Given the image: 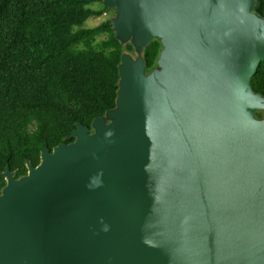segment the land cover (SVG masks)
Wrapping results in <instances>:
<instances>
[{
    "label": "water",
    "instance_id": "water-1",
    "mask_svg": "<svg viewBox=\"0 0 264 264\" xmlns=\"http://www.w3.org/2000/svg\"><path fill=\"white\" fill-rule=\"evenodd\" d=\"M105 1L123 6L122 40L166 36L165 71L147 82L143 66L125 63L120 111L105 115L113 124L99 119L96 136L80 127L73 145L43 151L21 191L6 176L0 264H264L254 2ZM121 147V163L109 161Z\"/></svg>",
    "mask_w": 264,
    "mask_h": 264
},
{
    "label": "trees",
    "instance_id": "trees-1",
    "mask_svg": "<svg viewBox=\"0 0 264 264\" xmlns=\"http://www.w3.org/2000/svg\"><path fill=\"white\" fill-rule=\"evenodd\" d=\"M252 1L248 13L264 19V0ZM103 2L0 0V196L7 175L26 178L43 151L73 145L80 127L90 134L116 108L124 46L109 21L84 27L106 13ZM159 50L158 42L145 49L148 69ZM250 90L264 99V62Z\"/></svg>",
    "mask_w": 264,
    "mask_h": 264
},
{
    "label": "rangeland",
    "instance_id": "rangeland-1",
    "mask_svg": "<svg viewBox=\"0 0 264 264\" xmlns=\"http://www.w3.org/2000/svg\"><path fill=\"white\" fill-rule=\"evenodd\" d=\"M100 7H104L107 9L106 13L100 17V18H92L89 21H87L85 23V28H94L99 26L100 24L109 21L112 25V28L115 32L116 37L118 38V41L121 42L124 46V61L121 65V69L122 71H124V66L125 63H128L133 69L137 68V66L141 65L143 66V68L145 69V75L147 78V82L150 81L151 78H153L154 76H158L160 74H162L165 69L164 67L161 66V58L163 55V52L165 51V47L163 46V42L166 39L165 35L162 36H154L152 39L148 40L147 42L141 44H135L134 43V35L133 32H131L126 38L125 40H122L117 32V24L120 22L121 16L124 14V9L123 6L121 4H117V5H110L108 4L106 1L100 6ZM98 6H95L94 9H98ZM106 36L101 37L98 41H102L105 40ZM152 42H159L161 44V51L159 54V57L156 58L157 60H155V63L153 65V67L151 69H148L145 61H144V53H145V49L147 48V46L149 44H151ZM126 45L131 46L132 51H127L126 50ZM115 111H120L118 107L115 108ZM257 113H261L264 115V111H260V112H256L254 114V120H258V118L256 117ZM264 120V118H263ZM100 122H102L105 126H110L111 124L114 123V119H112L109 115L104 116ZM98 134V128L97 125L95 124L92 129H91V133L88 134L90 137H94ZM127 150L126 147H121L118 148L117 150L110 152L107 154V159L109 161L115 162L117 164H120V157L122 156V154ZM30 174H36L35 170H31L28 174V177L25 179H21L18 181L12 180L11 183H14L17 187L18 191H21L27 184L29 181V176Z\"/></svg>",
    "mask_w": 264,
    "mask_h": 264
},
{
    "label": "flooded vegetation",
    "instance_id": "flooded-vegetation-1",
    "mask_svg": "<svg viewBox=\"0 0 264 264\" xmlns=\"http://www.w3.org/2000/svg\"><path fill=\"white\" fill-rule=\"evenodd\" d=\"M159 43V42H158ZM159 45H160V50H159V54H160V51H161V44L159 43ZM159 54H158V56H157V58L159 57ZM157 60V59H156Z\"/></svg>",
    "mask_w": 264,
    "mask_h": 264
}]
</instances>
